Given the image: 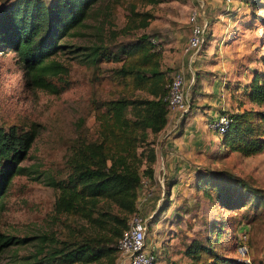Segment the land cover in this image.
I'll return each mask as SVG.
<instances>
[{
  "label": "trees",
  "instance_id": "16d2710c",
  "mask_svg": "<svg viewBox=\"0 0 264 264\" xmlns=\"http://www.w3.org/2000/svg\"><path fill=\"white\" fill-rule=\"evenodd\" d=\"M157 3L158 0H146ZM100 0H0V51L15 54L25 83L35 89L58 93L70 84L69 67L56 57L70 47L62 40L84 26L94 15ZM255 14L259 0H246ZM131 14H134L131 9ZM136 15V14H135ZM137 28H146L150 13L139 15ZM122 30V29H121ZM115 34V33H113ZM112 34V35H113ZM144 33L130 43L108 45L100 36L88 46H74V53L87 67L120 62L113 72L117 84L128 91L98 102L93 107L94 128L77 133L66 160L63 178L49 177L46 183L57 191L55 214L86 222L88 233L61 238L56 233L16 237L0 231V253L12 246L30 244L26 264H117V240L135 212L137 191L143 179H153V144L167 119L165 96L170 78L161 67V48ZM62 51V52H61ZM264 64V55L260 57ZM196 73L192 93L198 89ZM239 88L240 85H237ZM248 101L264 100V71L253 70L241 86ZM229 121L219 136L221 154L251 156L264 151V111L252 108L221 112ZM38 133L36 124L28 128L0 125V211L14 176L26 168L21 161ZM195 187L202 189L209 202L226 210H238L250 198L264 202V193L226 171L195 174ZM170 183L166 184L168 188ZM168 194V189L165 192ZM166 205L163 210H166ZM227 225L215 221L207 225L203 240H192L184 248L187 264H245L225 257L223 248Z\"/></svg>",
  "mask_w": 264,
  "mask_h": 264
},
{
  "label": "rangeland",
  "instance_id": "374dc122",
  "mask_svg": "<svg viewBox=\"0 0 264 264\" xmlns=\"http://www.w3.org/2000/svg\"><path fill=\"white\" fill-rule=\"evenodd\" d=\"M259 2L264 3V0ZM95 8L96 12L84 21L85 25L74 29L76 34L62 40L70 47L63 49L56 58L68 65L70 84L58 93L28 86L15 54L0 51V125L15 124L28 128L33 123L38 130L20 163L26 168L25 172L12 178L3 199L0 211V231L3 233L24 237L53 232L65 238L89 232L85 221L54 213L57 191L46 181L49 177H64L66 160L77 133L85 129L89 136L92 135L94 105L128 94V91L117 84L113 75L120 62L87 67L74 53L68 52L74 50V46L91 45L98 36L108 45L127 44L144 33L152 35L156 46V38H160L164 31L172 30L179 34L187 31L189 34L188 15L195 8L205 36L201 48L194 53L192 67L197 59L200 66L214 65L215 71H222L224 77L229 78L226 86L231 90L234 84L246 83L253 70H264L259 63L264 55V25L251 14V5L246 0H158L157 3L100 0ZM131 9L134 14H131ZM254 11L264 18V4H257ZM145 12L152 17L146 28H137L139 15ZM226 27L229 29L225 32ZM161 67L167 70L170 78L173 69L162 64ZM197 73L200 76L212 75L205 69H198ZM193 82L188 89L189 109L193 103ZM244 102L252 109L264 111V100L248 101L244 98ZM211 133V137L219 136ZM216 143L207 147L197 168L191 164V176L187 172L181 178L164 177L161 187L156 163L153 179L149 182L142 180L137 191L135 212L146 224L145 248L152 252L153 264L189 263L191 260L184 255V248L194 239L203 240L205 228L213 220L224 221L227 225L225 242L219 250L222 255L245 264H264V202L256 204V200L250 198L244 207L226 210L209 202L203 190L195 187L197 170H219L264 193V151L251 156L238 153L223 156ZM173 180H178V184L166 188V184ZM167 189L168 194L165 193ZM166 205L168 208L163 210ZM241 234L245 235L240 243L246 249L243 256L236 253ZM32 249L30 244L9 247L0 253V264H26L29 260L24 257ZM116 263L120 264L118 257Z\"/></svg>",
  "mask_w": 264,
  "mask_h": 264
},
{
  "label": "crops",
  "instance_id": "0c3cea01",
  "mask_svg": "<svg viewBox=\"0 0 264 264\" xmlns=\"http://www.w3.org/2000/svg\"><path fill=\"white\" fill-rule=\"evenodd\" d=\"M228 29L229 27H226L225 32ZM187 33L185 31L179 34L170 30L169 32L164 31L160 38H156L155 42L161 48L162 66L172 68L174 72L180 71L184 75L188 89L198 69L208 70L212 72V75L200 76L198 89L192 93L193 103L188 112L182 115L173 113L167 116L164 128L155 138L153 168L157 163L158 168L161 169L163 181L164 177L166 179L181 178L187 172H189L188 176H191V164L196 165L195 168H197L207 147L215 142L219 145V136L211 137L212 133L207 128L208 121L215 119L221 112L233 113L250 108L245 104L243 94L240 95L242 85L238 88L234 84L232 90L228 88L226 81L229 78H225L222 71H215L214 65L202 64L203 66H200L198 57H196V62L193 63V67L191 66L195 55L182 52L186 46L187 35H189ZM162 35L165 36L162 37ZM259 63L264 68V64L261 61ZM159 171L158 169V176ZM177 184L178 180H173L169 185L174 187Z\"/></svg>",
  "mask_w": 264,
  "mask_h": 264
},
{
  "label": "built area",
  "instance_id": "2783aa9c",
  "mask_svg": "<svg viewBox=\"0 0 264 264\" xmlns=\"http://www.w3.org/2000/svg\"><path fill=\"white\" fill-rule=\"evenodd\" d=\"M229 2L230 0H224ZM198 10L191 9L188 15L189 35L183 53H196L204 43L203 25L198 22ZM167 114L180 113L181 115L189 109L188 86L185 85L184 76L180 71L173 72L167 85L165 96ZM229 118L227 114H219L215 119L207 122V128L219 136L225 131ZM159 167V166H158ZM160 175L158 182L162 187L163 175L159 168ZM161 177V179L159 178ZM143 181L141 182V184ZM146 224L141 216L134 212L128 221L127 228L117 240L118 260L120 264H153L154 256L151 251L145 248ZM245 235L241 234L240 242L237 244L236 253L243 256L245 246L240 244L244 241Z\"/></svg>",
  "mask_w": 264,
  "mask_h": 264
}]
</instances>
